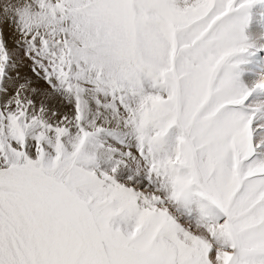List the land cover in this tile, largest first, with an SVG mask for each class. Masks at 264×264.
Listing matches in <instances>:
<instances>
[{
	"label": "snow or ice",
	"instance_id": "6c2138e0",
	"mask_svg": "<svg viewBox=\"0 0 264 264\" xmlns=\"http://www.w3.org/2000/svg\"><path fill=\"white\" fill-rule=\"evenodd\" d=\"M0 264H264V0H0Z\"/></svg>",
	"mask_w": 264,
	"mask_h": 264
},
{
	"label": "rangeland",
	"instance_id": "374dc122",
	"mask_svg": "<svg viewBox=\"0 0 264 264\" xmlns=\"http://www.w3.org/2000/svg\"><path fill=\"white\" fill-rule=\"evenodd\" d=\"M13 36L11 37V39L10 38H7L8 39V43H9V41H10V43H9V47H14V45H13V43H12V41H13Z\"/></svg>",
	"mask_w": 264,
	"mask_h": 264
},
{
	"label": "bare ground",
	"instance_id": "6f19581e",
	"mask_svg": "<svg viewBox=\"0 0 264 264\" xmlns=\"http://www.w3.org/2000/svg\"><path fill=\"white\" fill-rule=\"evenodd\" d=\"M6 35H7V38H10V39H11V37L13 36L12 33H11L10 31H9ZM12 39H13V38H12ZM10 41H11V40H10ZM10 41H9V43H10Z\"/></svg>",
	"mask_w": 264,
	"mask_h": 264
}]
</instances>
